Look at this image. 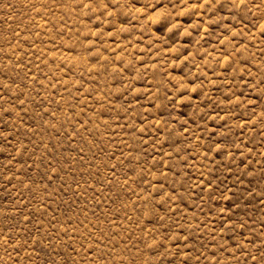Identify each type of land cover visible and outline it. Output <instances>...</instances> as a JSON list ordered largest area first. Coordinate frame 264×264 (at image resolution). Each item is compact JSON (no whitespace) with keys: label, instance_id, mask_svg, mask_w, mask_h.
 I'll list each match as a JSON object with an SVG mask.
<instances>
[{"label":"rangeland","instance_id":"374dc122","mask_svg":"<svg viewBox=\"0 0 264 264\" xmlns=\"http://www.w3.org/2000/svg\"><path fill=\"white\" fill-rule=\"evenodd\" d=\"M0 264H264V0H0Z\"/></svg>","mask_w":264,"mask_h":264}]
</instances>
